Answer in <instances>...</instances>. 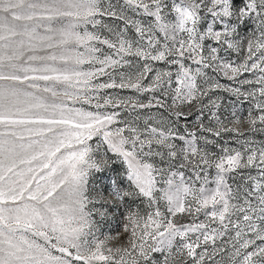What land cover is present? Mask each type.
I'll return each instance as SVG.
<instances>
[{"label":"snow or ice","instance_id":"snow-or-ice-1","mask_svg":"<svg viewBox=\"0 0 264 264\" xmlns=\"http://www.w3.org/2000/svg\"><path fill=\"white\" fill-rule=\"evenodd\" d=\"M249 133L264 0H0V264H264Z\"/></svg>","mask_w":264,"mask_h":264},{"label":"rangeland","instance_id":"rangeland-1","mask_svg":"<svg viewBox=\"0 0 264 264\" xmlns=\"http://www.w3.org/2000/svg\"><path fill=\"white\" fill-rule=\"evenodd\" d=\"M117 0H113V3H116ZM131 15V13H129ZM108 23H111V24H115V25H119L120 27H123L122 23L120 21H115V20H107ZM104 35H108L107 32L104 33ZM129 35L130 36H134V32L133 31H129ZM235 54H233L230 59H235ZM122 71H126V69L122 70ZM251 78V77H250ZM102 79H107L106 77L102 78ZM147 83V81H146ZM221 83H230L229 81L221 78ZM111 95H116V96H120V97H128V96H131V97H136L137 96V93H135L133 90H129V89H124V90H116V89H110V90H107ZM220 95H222L224 97V100H223V105L226 109H228L227 112H225V115H228L230 114L231 110L233 109V107H235V110L238 112V114L242 115V116H245L247 115V111L249 110V105L247 103H244L242 105L240 104H233V101H234V98L233 97H229L227 95V93H220ZM141 99H146V97H140ZM85 108H88L87 105L84 106ZM91 110V109H89ZM144 113H155L157 110L156 109H151V110H148V109H145L143 110ZM188 123V126L191 127L194 123H195V119H194V116L193 117H190L189 118V121H187ZM249 135L253 136L254 139L259 143L260 141H264V135H261L259 133H255V134H252V133H249ZM229 144L230 146L232 147H238V145L235 144L234 141H229ZM117 168H119V165L115 166ZM253 174H255V172H253ZM105 177H110V176H113L115 175V173H110V172H106L103 174ZM238 182V181H237ZM104 183H107V180L104 181ZM102 231L105 232V233H108L110 231H114V228H112L110 225L108 224H105L103 225L102 227Z\"/></svg>","mask_w":264,"mask_h":264}]
</instances>
